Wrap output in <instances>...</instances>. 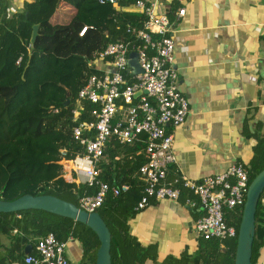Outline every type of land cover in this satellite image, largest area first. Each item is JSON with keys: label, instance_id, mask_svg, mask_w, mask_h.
Masks as SVG:
<instances>
[{"label": "trees", "instance_id": "16d2710c", "mask_svg": "<svg viewBox=\"0 0 264 264\" xmlns=\"http://www.w3.org/2000/svg\"><path fill=\"white\" fill-rule=\"evenodd\" d=\"M77 10L54 18L60 0H24L20 10L10 12L9 1L1 0L0 17V198L14 199L24 193L13 190L27 178L26 193L54 195L76 205L77 195L94 193L95 187L58 178L62 166L54 162L58 149H65V159L74 160L84 151L72 135L71 109L79 89L93 72L88 62L107 43L136 40L134 33L142 28V14L122 11L105 12L103 21H93L85 32L84 16L95 13L97 0H64ZM63 1V2H64ZM94 8H96L94 10ZM83 13V12H82ZM111 14V15H110ZM96 17V16H95ZM97 22V23H96ZM38 25L33 48L30 37ZM67 91L69 95L67 96ZM69 99V103L65 101ZM92 104L87 103L89 110ZM89 119L85 112L80 120ZM250 161V181L264 168V136L257 135ZM143 144H120L111 139L99 165L100 178L109 184H128V192L109 195L97 210L114 240L110 253L112 264H234L237 236L231 239H202L196 251H183L158 261L155 253L132 240L127 218L143 194L145 186L139 167L146 158ZM24 184V183H23ZM13 190V191H12ZM184 193V192H183ZM182 193V194H183ZM8 196V197H6ZM72 199L74 201H72ZM241 208L225 212V221L237 230ZM52 232L59 240L74 239L82 249L83 264H95L99 247L97 235L86 225L43 210L0 213V264L20 261L37 240ZM264 192L255 212V233L251 264H264Z\"/></svg>", "mask_w": 264, "mask_h": 264}, {"label": "crops", "instance_id": "0c3cea01", "mask_svg": "<svg viewBox=\"0 0 264 264\" xmlns=\"http://www.w3.org/2000/svg\"><path fill=\"white\" fill-rule=\"evenodd\" d=\"M8 1L10 12H15L24 0ZM146 1H154L157 13H167L173 22V67L179 90L189 103L185 121L177 127L167 126L176 156L169 177L199 180L235 162L249 169L256 136H264V0ZM181 5L185 15L176 20ZM111 8L115 16L122 11L141 14L128 0L98 6L87 18L101 22ZM68 10L77 12L61 2L54 18ZM64 178L83 183L84 175L68 169ZM189 194L184 191L177 201L150 199L144 209L127 218L132 240L155 253L158 261L183 251L191 254L198 247L194 224L200 209L185 203ZM65 255L69 264H83L81 245L74 239L67 241Z\"/></svg>", "mask_w": 264, "mask_h": 264}, {"label": "built area", "instance_id": "2783aa9c", "mask_svg": "<svg viewBox=\"0 0 264 264\" xmlns=\"http://www.w3.org/2000/svg\"><path fill=\"white\" fill-rule=\"evenodd\" d=\"M121 1L128 0H97V3L115 6ZM132 1L144 17L142 28L134 33L136 40L109 42L88 62L93 72L79 89L71 109L75 123L72 135L84 151L74 160L65 159V149L61 152L74 173L82 171L83 183L96 188L92 194L84 191L77 195L76 206L96 212L109 195L128 192V184L103 181L99 165L111 139L120 144L142 143L140 152L146 161L140 165L139 173L145 186L134 212L144 209L150 199L177 201L184 191H189L185 203L200 209L194 224L198 237L220 241L234 238L237 230L226 223L225 212L243 207L250 184L248 168L235 162L223 172L199 180L179 175L169 177L168 169L176 156L173 135L167 126L181 125L189 111L173 67V22L167 13H157L154 1ZM185 10L184 5L176 10V20L185 15ZM87 27L83 26L79 35ZM131 51L137 52L139 73H132L128 65ZM138 90L142 92L135 96ZM87 103L92 104L89 110ZM85 112L90 118L80 120ZM67 241L49 232L12 264H69L65 255Z\"/></svg>", "mask_w": 264, "mask_h": 264}, {"label": "water", "instance_id": "95a60500", "mask_svg": "<svg viewBox=\"0 0 264 264\" xmlns=\"http://www.w3.org/2000/svg\"><path fill=\"white\" fill-rule=\"evenodd\" d=\"M38 25L32 27L30 47L33 48L37 36ZM128 65L132 73H139L140 67L137 60V52L129 53ZM142 90H138V96ZM67 96L69 92L67 91ZM69 103V99L65 104ZM264 192V168L250 181L246 199L243 205L242 217L238 227L234 264H251L252 243L255 233V212L260 196ZM22 210H43L88 226L98 237L99 247L96 252L95 264H112L110 246L114 237L99 213L86 212L79 209L74 203L56 197L54 195H33L24 193L14 199L5 200L0 198V213L18 212ZM30 247H27V251Z\"/></svg>", "mask_w": 264, "mask_h": 264}, {"label": "rangeland", "instance_id": "374dc122", "mask_svg": "<svg viewBox=\"0 0 264 264\" xmlns=\"http://www.w3.org/2000/svg\"><path fill=\"white\" fill-rule=\"evenodd\" d=\"M60 9V8H59ZM64 8H61L60 10H63ZM96 8H94L95 10ZM98 9V8H97ZM83 12V13H82ZM79 14H82V18L84 19V21H89L88 18H86V16H84L85 12L84 10H81L79 11ZM97 21V20H96ZM100 22V21H99ZM97 23V22H96ZM91 24H94L92 21H91ZM62 147H60L58 149V157H57V160H54L55 163H57L58 165L60 164V166H62V170H61V174L58 175V178L62 179L63 181H65V178H64V173L71 168L68 167V162L65 161V159L63 158V155H62ZM23 182L20 183V185L16 186L13 190L15 191V193H10V195H16V194H19V193H26L28 191V188H27V182H28V179L25 178L22 180ZM24 183V184H23ZM12 190V191H13ZM8 197V196H6ZM72 201H74L72 199ZM73 242H69L68 245H72Z\"/></svg>", "mask_w": 264, "mask_h": 264}]
</instances>
